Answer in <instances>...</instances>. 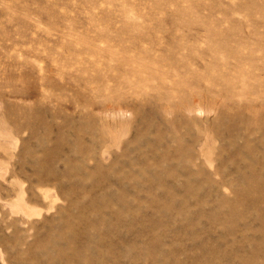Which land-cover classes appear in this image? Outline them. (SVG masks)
Masks as SVG:
<instances>
[{"label": "rangeland", "instance_id": "374dc122", "mask_svg": "<svg viewBox=\"0 0 264 264\" xmlns=\"http://www.w3.org/2000/svg\"><path fill=\"white\" fill-rule=\"evenodd\" d=\"M253 175L264 0H0V264H264Z\"/></svg>", "mask_w": 264, "mask_h": 264}, {"label": "bare ground", "instance_id": "6f19581e", "mask_svg": "<svg viewBox=\"0 0 264 264\" xmlns=\"http://www.w3.org/2000/svg\"><path fill=\"white\" fill-rule=\"evenodd\" d=\"M113 21V20H112ZM109 49V48H108ZM161 69V68H160ZM159 69V73H160V75H163V74H165V72H163L164 70L163 69H161L160 70ZM167 74V73H166ZM191 110H194V109H191ZM250 177V176H249ZM250 178H253V181L252 182H254V183H252V184H255V185H257L258 186V189H259V187L260 188H263L264 187V177H262V176H259V175H253L252 177H250ZM247 181H249V180H247ZM248 184H250V183H248ZM256 186V187H257ZM250 188H248V189H250L251 190V188H253V186L251 187V185L249 186ZM254 190V189H253ZM260 190H262V189H260ZM255 191V190H254ZM264 191V190H263ZM262 191V192H263ZM247 192V191H246ZM251 192H253V191H249L247 194H250ZM255 193V192H254ZM259 193H261V192H259ZM166 194H168V193H166ZM171 195V194H170ZM246 195V194H245ZM247 196V195H246ZM169 197V196H168ZM190 197V196H189ZM258 198V197H257ZM256 198V199H257ZM164 199H166V198H164ZM168 200V199H167ZM166 200V201H167ZM250 200H251V198H250ZM253 201H254V199H253ZM18 204H20V203H18ZM17 206H19V205H17ZM16 206V207H17ZM20 207H22V206H20ZM19 209V208H18ZM22 209V208H21ZM25 210V209H24ZM30 212V211H29ZM188 215V214H187ZM155 217V216H154ZM153 217V218H154ZM264 223V222H263ZM197 224V223H196Z\"/></svg>", "mask_w": 264, "mask_h": 264}]
</instances>
